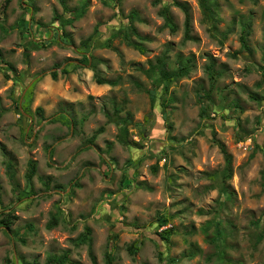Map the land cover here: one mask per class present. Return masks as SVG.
I'll return each instance as SVG.
<instances>
[{"label":"rangeland","instance_id":"rangeland-1","mask_svg":"<svg viewBox=\"0 0 264 264\" xmlns=\"http://www.w3.org/2000/svg\"><path fill=\"white\" fill-rule=\"evenodd\" d=\"M5 1L0 220L10 211L17 219L9 231L0 225V264H45L64 252L71 264H92L78 240L85 227L97 264H105L106 251L114 264H264V0H213L216 38L199 0H174L188 5L190 40H184L185 16L173 0H65L70 14L59 0H31L30 12L21 6L26 0H9L2 20ZM163 8L174 33L164 26ZM131 11L137 17L128 26ZM247 21L250 51L240 44ZM127 26L144 54L126 44ZM56 29L70 43L56 41L50 33ZM163 55L169 69L180 56L192 57V68L167 94L162 82L151 107L145 71ZM209 63L219 73L212 90ZM93 64L101 78L117 84H95ZM64 116L77 125L49 123ZM99 128L103 132L87 144ZM217 141L232 156V176L224 184L205 176L216 177L224 167ZM30 160L36 174L27 182ZM8 161L24 196L7 177ZM51 215H59L58 224L48 230ZM159 217L168 225L158 227ZM216 223L221 242L214 239ZM168 228L173 234L165 245L158 234ZM135 242L140 247L132 256L127 248Z\"/></svg>","mask_w":264,"mask_h":264},{"label":"trees","instance_id":"trees-1","mask_svg":"<svg viewBox=\"0 0 264 264\" xmlns=\"http://www.w3.org/2000/svg\"><path fill=\"white\" fill-rule=\"evenodd\" d=\"M113 2H115L116 4H118L121 0H111ZM240 2H243L244 0H239ZM60 5L62 6L63 12L65 14H70L71 11L69 9V7L66 5L65 0H59ZM9 4V0H6L3 7H2V20H4L5 18V10L7 8ZM199 4H200V8L202 11V15H203V20L204 23H206L209 28V32L210 35L213 38L217 37V27L215 25V13H214V7L215 4L213 3V0H199ZM172 5L179 8L184 16H185V20H184V40H190V32H191V19H190V13H189V8L188 5L186 3H180L177 1H172ZM22 8L25 9L26 11L30 12L31 9V0H26L25 2H22L21 4ZM160 15L162 16L163 20H164V26L166 28L169 29V31L171 33H174L176 31V26L173 22V18L169 12L168 8H163L160 11ZM137 17V13L135 11H131L129 13V15L127 16V22H128V26L132 24V22L136 19ZM70 23L69 21H64L62 22V24H66V23ZM128 26L126 27L128 30H126L123 34V38L126 42V44L133 48L134 50L138 51L141 54H144L146 52L145 48L142 47L140 44L132 41L131 36L135 35L138 36V34L136 33L135 29H129ZM250 27H251V23L249 21H247L246 23H244L241 26V34H240V44H241V48L242 50L245 51H250L247 45V38L250 34ZM0 28H2V26L0 25ZM24 29L26 30V33L28 31V34H30V25H25ZM60 32V33H59ZM95 32H97V30H95ZM51 34L54 35V38L56 41H58L59 43H70L69 37L65 32H61L59 30H51L50 31ZM226 35L224 34L222 36L223 40L225 39ZM89 42V39H86L84 41H82L81 46H83L84 48L87 47ZM89 55H84L82 62L88 63L89 60ZM167 56L163 55L159 58H156L154 60L153 63H149V68L148 70L145 71V74L148 76V78H151L152 81V92L150 93L151 97H150V101H151V107L155 102V91L156 89H159L161 86L162 82H165L164 85V92L167 94L168 92V88L169 85L172 84L174 81L181 79L185 76H187V74L189 73L190 69L192 68V63H193V58H186L184 59L183 57H178L177 61H176V65L173 68L168 67V62H167ZM0 63H3L2 59H0ZM3 66V65H2ZM2 68V67H1ZM91 69H93L94 73V82L95 84L99 85V86H103V85H108V86H115L117 84L116 81H110V80H105L103 78H101L99 76L98 71L96 70V67L94 66V64L91 66ZM96 70V71H95ZM205 70L207 72L208 75V79H209V86H210V90H212L219 78V73H217L216 71H214L213 69V63H209L206 67ZM259 70L261 72V76H262V80L264 81V65L259 67ZM62 74L66 75L68 73V71L66 69H63L61 71ZM51 79L52 80H56L57 79V72H52L50 74ZM155 76H157L158 78H154ZM200 96V95H199ZM204 97H206L207 100H209L210 98V94L208 92V94H204ZM200 100H203L202 97L200 98ZM202 102V101H200ZM166 104L162 103V107H164ZM24 106V105H23ZM18 107V105H17ZM24 111H28V109L24 108ZM115 113H117V110L114 111ZM36 115L40 118V120H44L43 118V110L41 108H36L35 110ZM206 117V110L204 108H201L200 110V118L201 119H205ZM64 119H60L57 117L51 118L49 123H56V122H61L63 124H66L67 126H72L75 127L77 125V121H75L74 119H70L67 118L66 116L63 117ZM109 115H108V119H109ZM103 132V128H99L90 139H88L87 144H92L94 142V140L96 139V137L101 134ZM218 147V149L220 150L221 154L223 155L224 158V167L223 169L220 171V173H218L216 177L215 174L209 175L208 173H205V176L207 177H213L214 179H221L222 183L224 184V182H226L227 180H229L232 176V156L227 152L225 146L217 141L215 143ZM6 174L8 179L10 180V182L12 183L14 192H16L19 197L20 196H24L23 193L20 192L19 190V185L15 182V175H14V170H13V165L11 164V162H6ZM36 174V162L30 160L28 162V170L25 174V178L27 180V182H31V180L33 179V177ZM127 175L125 177H123V180H127ZM263 178H264V172H263ZM1 190V187H0ZM9 210V209H7ZM58 217L59 215H51L50 217V221L48 222V224L46 225L48 230H51L53 228H55L58 224ZM17 219V217L15 215H13V212L10 211L8 212L6 215L2 216L1 220H0V225L3 226L7 231H9L11 229V226L13 225V222ZM158 227H165L168 225L169 221L168 218L166 217H159L158 218ZM31 227V226H30ZM219 228V224L216 223L215 224V237L220 240V242L223 240L222 237V231ZM173 234V230L171 228L165 229L163 230L161 233L158 234V237L160 238L161 241L164 242L165 245H168L170 242V237ZM91 235V230L88 227L84 228V232L79 236V243L80 244H85L88 247V255L90 257V260L92 262V264H97L95 257L92 253V249H91V243H92V239L90 237ZM262 235L257 234L258 239L261 237ZM139 247H140V243L139 242H135L133 244H131L127 250L128 253L130 255H135L138 251H139ZM68 252H64L62 255L60 256H48L46 259L45 264H71V262L69 261V256H68ZM104 260H105V264H114V257L112 255L111 251H106L105 255H104Z\"/></svg>","mask_w":264,"mask_h":264}]
</instances>
